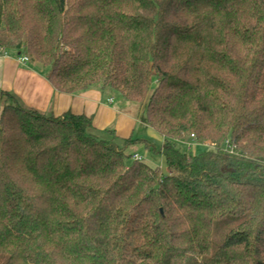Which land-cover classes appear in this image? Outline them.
Masks as SVG:
<instances>
[{
  "label": "trees",
  "instance_id": "obj_1",
  "mask_svg": "<svg viewBox=\"0 0 264 264\" xmlns=\"http://www.w3.org/2000/svg\"><path fill=\"white\" fill-rule=\"evenodd\" d=\"M0 48L162 139L0 93V264H264V0H0Z\"/></svg>",
  "mask_w": 264,
  "mask_h": 264
},
{
  "label": "crops",
  "instance_id": "obj_2",
  "mask_svg": "<svg viewBox=\"0 0 264 264\" xmlns=\"http://www.w3.org/2000/svg\"><path fill=\"white\" fill-rule=\"evenodd\" d=\"M19 57L14 51L0 48V93H14L26 106L47 114L60 115L73 111L91 115L97 128L114 127L117 134L124 138H145L142 132L137 134L139 123L141 128L148 130L145 119L118 109L114 100L107 101L101 89L93 88L78 94L59 92L39 63L31 60L23 62Z\"/></svg>",
  "mask_w": 264,
  "mask_h": 264
},
{
  "label": "rangeland",
  "instance_id": "obj_3",
  "mask_svg": "<svg viewBox=\"0 0 264 264\" xmlns=\"http://www.w3.org/2000/svg\"><path fill=\"white\" fill-rule=\"evenodd\" d=\"M115 105L119 106L118 103H115ZM128 112L135 117H140V118L144 117V107L139 108L137 105H135V106H132V108L129 109ZM149 129L152 131V133L148 132ZM148 130L145 131L143 128H141V125L139 123V129H138L137 134H141L142 132L145 138L154 142L157 145V147H159L161 145L160 136L151 127H148ZM179 147L187 153H194V154L200 153L206 149H212V147H209V146L207 147L204 145L200 146V145H195V144H193L192 148H190V145H188V142H181L179 144ZM127 152H129L130 154H134L138 152L142 156L143 161L151 163L152 165H155V166H160L162 171L165 173L169 172V168L166 164L164 157L160 154H155L154 152L147 150L145 145L141 142L138 144L131 145L127 149ZM132 159H133L132 157L129 158L128 162H131Z\"/></svg>",
  "mask_w": 264,
  "mask_h": 264
},
{
  "label": "built area",
  "instance_id": "obj_4",
  "mask_svg": "<svg viewBox=\"0 0 264 264\" xmlns=\"http://www.w3.org/2000/svg\"><path fill=\"white\" fill-rule=\"evenodd\" d=\"M19 59L21 60V61H23V62H27V61H29L30 59H29V57L27 56V55H21L20 57H19ZM111 102L113 101V99H111L110 100ZM193 144H195V142H188V145H190V148H192V145ZM226 147H227V149L230 151V152H234V147H232V146H230L229 145V143H226ZM133 158L134 159H136V160H142V156L139 154V153H134L133 154Z\"/></svg>",
  "mask_w": 264,
  "mask_h": 264
}]
</instances>
